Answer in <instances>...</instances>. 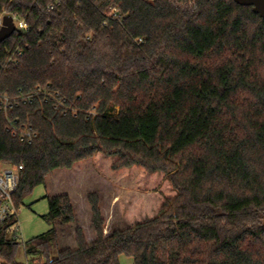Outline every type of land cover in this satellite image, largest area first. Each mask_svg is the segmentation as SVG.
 Wrapping results in <instances>:
<instances>
[{
    "label": "trees",
    "instance_id": "obj_1",
    "mask_svg": "<svg viewBox=\"0 0 264 264\" xmlns=\"http://www.w3.org/2000/svg\"><path fill=\"white\" fill-rule=\"evenodd\" d=\"M7 15L29 27L0 45V96L15 101L0 106V171L24 168L17 209L88 160L114 183L141 172V189L124 211L131 226L108 236L88 195L96 239L78 227L75 248L60 247L57 227L76 221L71 198L46 196L52 228L22 245L11 218L0 264H264V20L252 7L0 0Z\"/></svg>",
    "mask_w": 264,
    "mask_h": 264
},
{
    "label": "rangeland",
    "instance_id": "obj_2",
    "mask_svg": "<svg viewBox=\"0 0 264 264\" xmlns=\"http://www.w3.org/2000/svg\"><path fill=\"white\" fill-rule=\"evenodd\" d=\"M0 17V21H1ZM1 27V26H0ZM141 172L118 177L116 183L98 172L92 160L82 161L74 165L71 170H57L47 178L46 185L38 186L27 197L18 212L19 230L18 242L22 245L30 240L47 233L52 227L46 220L49 204L46 196L68 195L74 205L76 221L71 225L57 222L61 248H75V231L78 227L84 230L86 239L92 243L96 239L91 225V208L88 195L94 193L100 198L102 214L106 221L105 234L110 235L115 230L131 226L128 201L130 195H140ZM137 181V182H136ZM154 195H159L158 192ZM21 256V260L25 261ZM120 264H135L132 258L125 255L120 257Z\"/></svg>",
    "mask_w": 264,
    "mask_h": 264
},
{
    "label": "built area",
    "instance_id": "obj_3",
    "mask_svg": "<svg viewBox=\"0 0 264 264\" xmlns=\"http://www.w3.org/2000/svg\"><path fill=\"white\" fill-rule=\"evenodd\" d=\"M150 3H156L159 0H144ZM55 7L51 6L50 10H54ZM16 29L19 31L27 32L29 27L27 23L21 21L15 17ZM3 18H1L0 26L2 27ZM16 30V31H17ZM18 56H22V53L19 52ZM14 57L10 59L13 61ZM15 101L11 100L6 96H0V106L1 109L8 113L13 108V103ZM11 131L15 136H18L22 142H29L33 139L34 135L32 129L27 127L18 128L16 125H11ZM24 168L18 166H10L2 169L0 171V226L7 223L14 216H18L19 210L17 209L14 201V194L17 191L20 181L22 179V172ZM24 264H41L36 261L27 259L24 261Z\"/></svg>",
    "mask_w": 264,
    "mask_h": 264
},
{
    "label": "water",
    "instance_id": "obj_4",
    "mask_svg": "<svg viewBox=\"0 0 264 264\" xmlns=\"http://www.w3.org/2000/svg\"><path fill=\"white\" fill-rule=\"evenodd\" d=\"M242 7H252L253 12L260 15L264 20V0H233ZM16 25L12 16L3 17L2 27L0 28V45L10 39L16 32Z\"/></svg>",
    "mask_w": 264,
    "mask_h": 264
}]
</instances>
